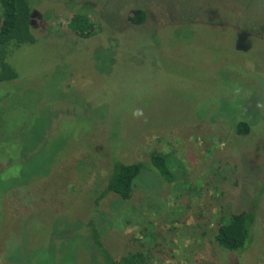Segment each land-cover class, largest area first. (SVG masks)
<instances>
[{"label":"rangeland","instance_id":"obj_1","mask_svg":"<svg viewBox=\"0 0 264 264\" xmlns=\"http://www.w3.org/2000/svg\"><path fill=\"white\" fill-rule=\"evenodd\" d=\"M33 1L37 41L0 83V264H103L92 222L114 259L264 264V0ZM152 153L169 180L147 165L129 199L97 201L113 159ZM241 198L253 242L229 252L214 235Z\"/></svg>","mask_w":264,"mask_h":264},{"label":"trees","instance_id":"obj_2","mask_svg":"<svg viewBox=\"0 0 264 264\" xmlns=\"http://www.w3.org/2000/svg\"><path fill=\"white\" fill-rule=\"evenodd\" d=\"M38 5L39 2L33 1L32 3V0H0V83H9L17 78V73L8 61L11 54L22 46L34 44L37 41L33 32L32 18L34 8L38 7ZM145 16L143 10H135L132 12L130 20L134 24L140 25L145 21ZM68 27L80 38L84 39L90 38L96 29L95 25L89 21V18L81 15L74 16ZM249 132L250 126L247 122H236L235 133L237 135L246 136ZM166 165L165 157L157 153L151 154L148 164L144 162L126 164L113 159L105 188L98 195L97 201L103 199L109 193H114L123 200L129 199L134 180L146 166L154 168L160 177L169 180L170 173ZM241 200L245 208L243 209L240 206L223 217L214 235L215 244L229 252L242 253L253 242L258 199L252 198L249 201L248 198H241ZM89 229L90 238L103 264H144L139 257L130 256L120 260L114 259L105 250L93 222L89 225Z\"/></svg>","mask_w":264,"mask_h":264}]
</instances>
